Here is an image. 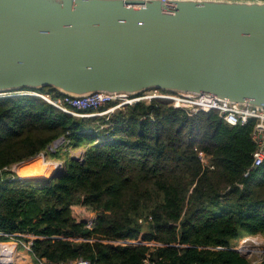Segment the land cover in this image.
<instances>
[{
    "label": "trees",
    "instance_id": "16d2710c",
    "mask_svg": "<svg viewBox=\"0 0 264 264\" xmlns=\"http://www.w3.org/2000/svg\"><path fill=\"white\" fill-rule=\"evenodd\" d=\"M33 92L62 97L52 88ZM254 124L227 125L216 111L188 116L163 99L106 120L74 117L33 96L1 97L0 170L86 150L80 159L67 154L48 178L5 177L0 231L41 237L32 251L50 264H250L232 245L264 237V165L243 177L256 150ZM125 239L158 245L103 242Z\"/></svg>",
    "mask_w": 264,
    "mask_h": 264
},
{
    "label": "water",
    "instance_id": "95a60500",
    "mask_svg": "<svg viewBox=\"0 0 264 264\" xmlns=\"http://www.w3.org/2000/svg\"><path fill=\"white\" fill-rule=\"evenodd\" d=\"M45 88L264 109V1L0 0V98Z\"/></svg>",
    "mask_w": 264,
    "mask_h": 264
},
{
    "label": "built area",
    "instance_id": "2783aa9c",
    "mask_svg": "<svg viewBox=\"0 0 264 264\" xmlns=\"http://www.w3.org/2000/svg\"><path fill=\"white\" fill-rule=\"evenodd\" d=\"M163 4H169L175 0H158ZM247 1H264V0H247ZM153 93L148 94V96L135 95L130 96L127 94H117L111 95L107 93H94L91 95L83 97H48L41 95L42 93L33 91H21L20 93L24 96H33L42 99L43 101L49 103L54 108L72 115L78 118H93L99 116H105L107 118L117 109H120L127 105H133L142 100L151 101L153 99H163L172 102L174 108L183 109L186 111L188 116H192L198 112H209L216 111L218 116L224 123L230 126L244 125L249 120H254V128L251 133V139L256 144V150L252 155L251 167L245 171L243 174L244 178H247L251 171L257 169L258 167L264 165V109L241 106L237 104H231L227 101H218L214 97H210L204 94H168L161 93L159 91H152ZM19 93V92H18ZM112 105L106 110L99 112L101 108ZM64 139L56 144V147L50 146L48 149L54 151L58 148ZM201 161L206 164L205 158L200 156ZM75 159H80L81 157L74 156ZM16 166V165H15ZM53 170L54 173H59L62 170L61 163H54ZM13 167V166H12ZM11 167L3 168L0 170V182L6 177L8 180L15 179L11 172ZM8 176V177H7ZM93 222L87 225L88 229H91ZM246 238V237H245ZM243 238V239H245ZM36 239H42L41 237H36L31 234H21V233H7L0 231V264H15V258L19 254L18 250H22L28 255H30L37 264H50L45 259H38L34 256L32 251V243ZM242 238L238 242L243 240ZM75 241H83L76 239ZM105 244H110L113 246H137V245H148L156 246L155 243H143L140 239L137 240H117V241H103ZM242 242L239 247H233V251L241 254ZM242 255V254H241ZM243 256V255H242ZM59 264H89L86 260H76L66 263ZM251 264V263H250Z\"/></svg>",
    "mask_w": 264,
    "mask_h": 264
},
{
    "label": "rangeland",
    "instance_id": "374dc122",
    "mask_svg": "<svg viewBox=\"0 0 264 264\" xmlns=\"http://www.w3.org/2000/svg\"><path fill=\"white\" fill-rule=\"evenodd\" d=\"M150 93H153V92L152 91H147V92H144V93H142L140 95L148 96V94H150ZM41 95H43V96L47 95L48 97H52V95L49 94V93H47V94L46 93H42ZM140 102L149 103V101H147V100H142ZM99 117H105V116H99ZM107 127H109V124H107L106 126L102 125V126H100L99 129H105ZM51 150H52L51 148L48 149L49 152H53ZM85 150L86 149H84V148H79V149H75V150H69L68 153H67L68 154V156H67V154H64L65 153V149H63L61 151V155H62L61 159H59V160L52 159L50 156H47L45 153H42V154L38 155L37 157L27 161V162H24V163H21L19 165L11 167L12 171L8 172L9 173L8 175H10V174L12 175L13 174L14 176L18 177V175H21L22 172L24 173V171L27 170L26 167L32 166V167H35V168L39 169V171L36 173L37 175L42 173V171L45 172V173L47 172L45 178H48V177H50V175H48V174L53 169L52 165H54V163L63 164V159L66 158V156L68 158L69 157H74V156L82 157V154L84 153ZM39 158L41 159V161H39ZM41 169H43V170H41ZM34 174L35 173H32L31 175H34ZM78 215L83 216V215H85V213L84 212H81V213L79 212ZM144 224H146V223H144ZM245 237H243L245 239L242 238L243 240L241 241L242 242V244H241V247H242L241 254L251 264H261L262 261H264V237H262V236H245ZM241 242L240 241L238 242V240L233 242L232 247H234V246L235 247H239ZM18 252H19V254L15 258V264H37L36 261L30 255L29 256L26 255V258L23 259L21 257V255H24L25 253H23V251L20 250V249L18 250Z\"/></svg>",
    "mask_w": 264,
    "mask_h": 264
},
{
    "label": "bare ground",
    "instance_id": "6f19581e",
    "mask_svg": "<svg viewBox=\"0 0 264 264\" xmlns=\"http://www.w3.org/2000/svg\"><path fill=\"white\" fill-rule=\"evenodd\" d=\"M11 96H24V95H22L20 92L19 93H17V94H13V95H11ZM10 96V97H11ZM41 158V157H40ZM39 158V161H41V159ZM47 167V166H46ZM27 168V170L26 171H24V173L22 172V174L21 175H18V177L19 178H28V177H36V178H41V177H46V173L45 172H43L42 171V173H40V174H36L38 171H39V169H37V168H35V167H32V166H28V167H26ZM42 168V167H41ZM51 168V167H50ZM41 170H43V169H41ZM32 173H35L34 175H31ZM50 175V174H49Z\"/></svg>",
    "mask_w": 264,
    "mask_h": 264
},
{
    "label": "crops",
    "instance_id": "0c3cea01",
    "mask_svg": "<svg viewBox=\"0 0 264 264\" xmlns=\"http://www.w3.org/2000/svg\"><path fill=\"white\" fill-rule=\"evenodd\" d=\"M54 173V170L52 169L50 172H49V174H50V176L52 175ZM48 174V175H49ZM23 253H25L24 251H23ZM25 255V256H24ZM24 255H21V257L24 259V258H26V255L27 256H29L27 253H25Z\"/></svg>",
    "mask_w": 264,
    "mask_h": 264
}]
</instances>
